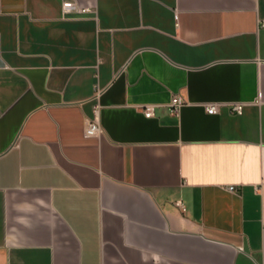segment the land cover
Returning <instances> with one entry per match:
<instances>
[{"label": "crops", "instance_id": "obj_1", "mask_svg": "<svg viewBox=\"0 0 264 264\" xmlns=\"http://www.w3.org/2000/svg\"><path fill=\"white\" fill-rule=\"evenodd\" d=\"M0 264H264V0H0Z\"/></svg>", "mask_w": 264, "mask_h": 264}, {"label": "built area", "instance_id": "obj_2", "mask_svg": "<svg viewBox=\"0 0 264 264\" xmlns=\"http://www.w3.org/2000/svg\"><path fill=\"white\" fill-rule=\"evenodd\" d=\"M68 7H71V4H68ZM67 10H71V9H67ZM78 10H80V12H82V13H87V12L92 11V9L88 8V7L87 8H80ZM99 95H100V89L98 88V90L96 91V94L94 96V99L98 100ZM186 103H187V101L182 96L174 95L170 101V104H169L170 112L172 114H175V115L179 114L182 107ZM245 105H246V102H236V103L230 104V109L235 114H242L244 111ZM220 106L221 105L218 103H210V104H206L205 109H206L208 114H217L220 111ZM155 109H156V105L145 104L143 106V113L146 117L150 118V117H153L155 115ZM99 113H100V104L97 103L95 105V109H94V117L89 122V124L86 128V135L97 136L100 133H102L103 128H102V125L100 123ZM229 190L235 191L236 188L234 185H231V186H229ZM177 204H178V206L182 205L181 201H178Z\"/></svg>", "mask_w": 264, "mask_h": 264}]
</instances>
